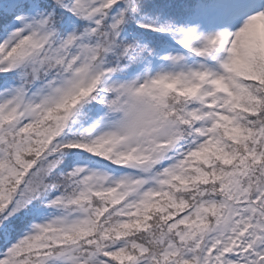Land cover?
Listing matches in <instances>:
<instances>
[{"label": "snow or ice", "instance_id": "snow-or-ice-1", "mask_svg": "<svg viewBox=\"0 0 264 264\" xmlns=\"http://www.w3.org/2000/svg\"><path fill=\"white\" fill-rule=\"evenodd\" d=\"M0 264H264V0H0Z\"/></svg>", "mask_w": 264, "mask_h": 264}]
</instances>
